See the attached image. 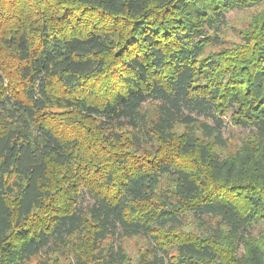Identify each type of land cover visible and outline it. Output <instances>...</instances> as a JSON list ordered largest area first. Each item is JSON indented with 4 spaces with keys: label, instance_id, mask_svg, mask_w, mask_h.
<instances>
[{
    "label": "trees",
    "instance_id": "1",
    "mask_svg": "<svg viewBox=\"0 0 264 264\" xmlns=\"http://www.w3.org/2000/svg\"><path fill=\"white\" fill-rule=\"evenodd\" d=\"M50 1L0 0V264H264V0Z\"/></svg>",
    "mask_w": 264,
    "mask_h": 264
},
{
    "label": "rangeland",
    "instance_id": "2",
    "mask_svg": "<svg viewBox=\"0 0 264 264\" xmlns=\"http://www.w3.org/2000/svg\"><path fill=\"white\" fill-rule=\"evenodd\" d=\"M9 1H23L27 2L26 4H29L30 10L33 8H38L40 10L49 8L53 11H58L61 9V7H58L51 3L50 0H9ZM42 4H45V7H42ZM260 7H248L244 10L235 9L227 13V21L229 26L225 29V37L226 40H228V44L230 43V40L237 41L238 37L236 35V30L239 28H244L249 23V20L251 18V15L253 12L257 11ZM73 23H80L78 24L83 28L84 25H86V28H90L94 25L99 26L100 28H104L106 26L105 22H103L102 18L97 13H87L85 16L83 13H81L79 10H76L73 13ZM77 20V21H76ZM79 20V21H78ZM217 49V48H215ZM158 110V102L154 101H148L143 106V111L148 114L150 118H154L155 113ZM225 119V128H224V136L227 139L228 146L226 149H218L219 152L223 155H229L230 153L234 152L239 145L242 143L244 139H246L249 134L250 130L249 128L241 127L235 124L233 120V113L227 112L224 116ZM183 127H180V130H182ZM156 144L153 142H150V149H152ZM63 172V170H62ZM171 183L170 180L167 178H164L162 181V190H168ZM86 201H89L90 198L88 195H86ZM184 223L190 225L186 227L187 230H193L194 224H196V220L194 218L185 217ZM214 221V220H212ZM264 229V223L259 222L255 225L253 229V233L257 234L259 230ZM125 248L128 251L130 257L134 260L139 257L143 251L148 247V242L144 237H133L125 242ZM33 264H36V261H33Z\"/></svg>",
    "mask_w": 264,
    "mask_h": 264
}]
</instances>
